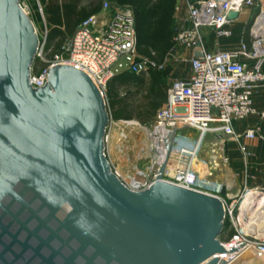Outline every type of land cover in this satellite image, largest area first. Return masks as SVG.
Instances as JSON below:
<instances>
[{"label":"water","instance_id":"95a60500","mask_svg":"<svg viewBox=\"0 0 264 264\" xmlns=\"http://www.w3.org/2000/svg\"><path fill=\"white\" fill-rule=\"evenodd\" d=\"M39 44L22 0H0V264H225L211 259L226 252L223 201L161 176L127 188L105 152L110 114L95 78L55 65L33 85Z\"/></svg>","mask_w":264,"mask_h":264},{"label":"built area","instance_id":"2783aa9c","mask_svg":"<svg viewBox=\"0 0 264 264\" xmlns=\"http://www.w3.org/2000/svg\"><path fill=\"white\" fill-rule=\"evenodd\" d=\"M255 5L256 0H195L189 5L190 26L178 31L174 39L179 45L192 50L191 73L188 78L172 83L167 99L151 125L141 126L145 134L142 150L149 154L142 158L145 167L137 168L135 174L124 178L107 156L113 172L127 188L144 191L161 176L165 182L208 193L200 184L202 176L196 167L200 147L208 133H214L221 143L226 139L236 141L243 153L249 155L247 144L258 140L262 128L256 126L239 131L235 124L254 115L264 118V110L259 112L254 104L256 93L264 87V34L255 32L250 44L243 42L234 49L210 51L206 48L203 30L211 29L219 37H230L233 33L230 25L239 17L231 21L228 19L229 12L237 11L240 15L244 8ZM22 7L26 11L24 4ZM108 10L109 3L104 2L99 14L82 20L59 53L51 54L47 49L46 34L40 39L31 69L32 84L39 88L47 85L50 69L55 65H75L85 69L89 78H95L110 114L105 147L110 129L117 123L109 109V81L123 72L145 74L151 69L165 67V62L157 64L151 57L139 52L132 15L115 13L109 18ZM263 13L261 9L253 31ZM190 132H196V137L188 136ZM170 142L171 148L168 149ZM209 194L223 201L225 222L230 223L224 229V233L229 234L224 239L220 238L226 252L211 259L221 258L225 264H231L245 250H250L252 254L253 251L264 253V235L248 231L240 218L237 204L242 194L231 199L226 193L222 195L221 191Z\"/></svg>","mask_w":264,"mask_h":264},{"label":"rangeland","instance_id":"374dc122","mask_svg":"<svg viewBox=\"0 0 264 264\" xmlns=\"http://www.w3.org/2000/svg\"><path fill=\"white\" fill-rule=\"evenodd\" d=\"M103 1L109 3V10L107 11L109 18L114 17L115 13H130L133 17L135 28L139 14L142 15L145 13L140 7V2L142 0H102V2ZM194 1L195 0H171L170 3L162 6L157 3H152L147 9L154 15L153 25L149 33L145 30L142 31L141 34L137 33L139 37L144 39L148 35L153 39L161 38L165 23L170 22L172 25L173 43L165 60V67L163 69H151L148 73L141 74L145 81L149 80L151 73H155L161 83L169 88L174 81L181 80L177 79L176 74L179 75L182 72V75H185L189 71L187 66L190 64L192 50L176 42L174 39L176 34L173 26H175V24L179 26L180 22L184 20L189 25V5ZM22 4H24L27 14L30 16L39 38L42 40L49 31L44 3L41 0H22ZM100 8L103 9V5H101ZM248 9L251 11L246 16V23H242L240 30L236 31V29H234L235 27L233 24L236 23L230 25L233 32L230 37H219L216 32L211 29L203 30V39L206 48H209L210 43L215 48H218L215 51L237 48L240 45L241 33L245 35V40L243 42L250 44L253 40V34H255L253 26L261 9L264 11V0H256V5ZM89 15L90 14L87 13L82 19H85V17L87 18ZM207 32L212 35L211 41L206 37ZM262 90H264V87L256 93L254 98V104L257 102L255 107L259 112L264 110V91L262 92ZM144 94V87L137 83L132 82L119 87V96L122 99H127L128 112L133 115L136 114V106L144 104ZM113 119L117 123L110 129L111 133L106 143L105 151L114 168L119 170L122 177L126 178L135 174L137 168L142 169L146 165L142 158L147 157L149 154H147L146 150H142L145 144V134L141 126L151 125L153 119L148 122H141L136 118L115 119L113 117ZM124 121L134 122L135 125L125 124ZM239 123H242L244 127L248 128L256 126L262 128L264 125V118L260 115H254L248 117L244 121H239ZM188 136L194 138L196 137V132H190ZM217 139L218 137L214 133H208L200 147L198 156L199 162L196 167L202 176V182L200 184L203 186V190L215 194L219 193L222 188L225 187L226 194H228L231 199L236 195L245 193V191L250 188L257 187L264 189L263 128L262 133L258 140L254 141V144L248 142L247 147L249 155L247 156L243 153L236 141L226 139L224 143H221L218 142ZM214 151L216 152L214 153ZM230 199L229 203L231 202ZM254 221L255 219L253 216H248V223H252L253 225ZM224 232L220 236L221 239H224L229 234ZM249 257H252V253H250Z\"/></svg>","mask_w":264,"mask_h":264},{"label":"trees","instance_id":"16d2710c","mask_svg":"<svg viewBox=\"0 0 264 264\" xmlns=\"http://www.w3.org/2000/svg\"><path fill=\"white\" fill-rule=\"evenodd\" d=\"M45 6L46 21L49 26L46 46L51 54L61 51L67 38L77 29L79 23L84 20L79 10L81 0H41ZM171 0H142L140 7L145 11L137 18L136 32H150L153 25V13L147 9L152 3L167 5ZM82 19V20H81ZM161 38L144 39L138 37V49L143 55L151 57L157 64L165 62L172 46V25L166 22ZM147 33V34H148ZM137 83L144 87V104L136 106L135 115L128 112V101L119 96V87L129 83ZM168 87L163 85L155 73H151L148 81H145L141 74L123 72L114 76L108 83L109 109L115 119L136 118L141 122H148L153 119L158 109L167 99ZM264 130V125H263ZM229 222H225V228Z\"/></svg>","mask_w":264,"mask_h":264},{"label":"bare ground","instance_id":"6f19581e","mask_svg":"<svg viewBox=\"0 0 264 264\" xmlns=\"http://www.w3.org/2000/svg\"><path fill=\"white\" fill-rule=\"evenodd\" d=\"M255 32L264 34V13L258 19ZM124 123L135 125L134 122L130 121H124ZM237 206L241 214L240 218L248 231L254 230L256 234L264 235V191L262 188L254 187L247 189L246 192L242 194V198L238 201ZM248 216H253L255 219L253 225L252 223H248ZM250 253H252L250 250H245L234 263L239 262L242 258H249Z\"/></svg>","mask_w":264,"mask_h":264},{"label":"crops","instance_id":"0c3cea01","mask_svg":"<svg viewBox=\"0 0 264 264\" xmlns=\"http://www.w3.org/2000/svg\"><path fill=\"white\" fill-rule=\"evenodd\" d=\"M104 2H107V1H103L102 2V0H81V2L79 4V10H80V12L82 14V18L84 16H86L87 13L90 14L89 16L94 15V14H99L102 11V8H100V7H101V5H103L102 3H104ZM250 11L251 10H249L247 7L244 8L242 10V12L240 13L239 18L236 21L233 22V23H236V24H233L234 27H235V28L234 27L233 28L236 29V31H238V30L241 29V25H242V23L245 22V18L250 13ZM187 25H188V23L185 22V20L183 22L181 21L179 26L175 24V26H173V28L175 30V34L178 31H180L181 29H183L185 27H188L190 25V23H189L188 26ZM241 34H242V35H240V38L241 39L239 41L240 44L245 40L244 33H241ZM206 37H207V39L209 41H211L212 35L209 32L206 33ZM209 45L210 46H209L208 50H210V51H215L216 49H218V48H215L211 43ZM187 68H188L189 71L185 75H182V72L179 75L176 74L177 79H186V78H188L190 76V73H191V65L189 64L187 66ZM263 91L264 90H262V92ZM255 104L257 105V102H255ZM235 126H236V129L239 130V131H243V130H245V129L248 128V127H244L243 124L242 123H239V122H236ZM262 128H263V126H262ZM251 142H252L251 144H254L255 143L254 141H251ZM223 188H225V187H223ZM225 190H226V188H225Z\"/></svg>","mask_w":264,"mask_h":264}]
</instances>
